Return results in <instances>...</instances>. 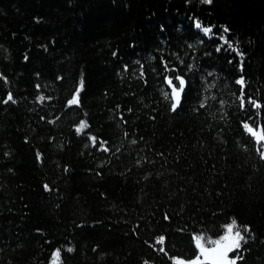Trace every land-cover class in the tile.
Here are the masks:
<instances>
[{"label":"trees","instance_id":"trees-1","mask_svg":"<svg viewBox=\"0 0 264 264\" xmlns=\"http://www.w3.org/2000/svg\"><path fill=\"white\" fill-rule=\"evenodd\" d=\"M244 123L264 130V0H0V264L188 263L232 219L250 232L230 259L264 264Z\"/></svg>","mask_w":264,"mask_h":264},{"label":"snow or ice","instance_id":"snow-or-ice-1","mask_svg":"<svg viewBox=\"0 0 264 264\" xmlns=\"http://www.w3.org/2000/svg\"><path fill=\"white\" fill-rule=\"evenodd\" d=\"M205 4H212L213 0H202ZM195 27L197 29H200L206 36L212 33L213 27H204L202 26V23L199 20L195 21ZM229 29L227 27L223 28V32L227 33ZM220 39L224 41L225 44H227L228 48H232V42L227 39L226 36L221 35ZM221 47H218L216 51H221ZM238 55L241 57L243 56V53L238 52ZM165 68L167 69V64H165ZM125 69L127 70V66H125ZM141 76H143V72H141ZM175 81H178V86L176 83H174V80L172 77H165V83L170 87L171 91L164 92L165 99H171V110L176 111V109L180 106L181 100H182V94L185 91L186 87V81L183 76L177 75L175 78ZM238 84L242 85L244 84L243 78L237 81ZM82 87V82H81ZM39 100H44L45 97L41 96L38 97ZM50 99V98H49ZM241 107L243 108L245 105L244 101V93L243 88L241 90V95L239 97ZM4 103L8 102H15L14 98L11 93L8 94L7 98L3 101ZM248 103L252 104L255 108L259 109L261 105L256 103L251 98L248 99ZM69 105H78L79 104V89H77L76 93L74 94L73 98L68 101ZM201 107H204V103L200 105ZM89 127L86 120H81L79 125L76 128V131L78 134L84 132L85 129ZM243 127L251 133L254 137L257 138V142L264 141V130H261V132H257L253 128H251L247 123L243 124ZM89 140L95 146L97 144V138L95 136H89ZM135 143V141H133ZM107 142L100 141V149L103 151H108L109 149L106 146ZM261 158L264 159V152H261ZM47 185H45V188L47 189ZM225 234L220 236L218 239H212L211 237H206L203 234L201 235H195L194 240L196 242V246L199 249L200 254L192 261L189 262V264H237V260L240 259L239 256L229 259L228 254L241 249L242 242L246 243L245 235L242 233H248L250 232V228L245 225L242 228L237 225L236 219H232L231 223L225 226ZM165 238L160 237L158 239V243L162 242ZM203 241V242H202ZM163 250V249H161ZM67 251L71 252L72 249L69 248ZM54 256L56 257V260H59L60 256V250L57 249L54 253ZM203 257V259H201ZM54 264H56V261H54ZM147 264V261L145 262ZM178 264H183L182 261H179Z\"/></svg>","mask_w":264,"mask_h":264},{"label":"rangeland","instance_id":"rangeland-1","mask_svg":"<svg viewBox=\"0 0 264 264\" xmlns=\"http://www.w3.org/2000/svg\"><path fill=\"white\" fill-rule=\"evenodd\" d=\"M225 234V233H224ZM223 234V235H224ZM199 254H200V252H199ZM202 259H203V257H201ZM229 259H230V257H229ZM194 260V259H193ZM192 261V260H191ZM183 264H189V262L187 263V262H183Z\"/></svg>","mask_w":264,"mask_h":264}]
</instances>
